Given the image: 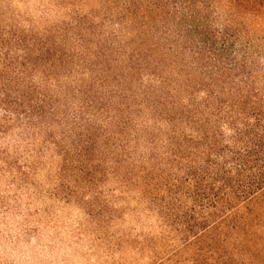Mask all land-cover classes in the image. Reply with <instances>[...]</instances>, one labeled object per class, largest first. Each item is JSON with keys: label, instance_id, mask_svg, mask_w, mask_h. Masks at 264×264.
<instances>
[{"label": "rangeland", "instance_id": "1", "mask_svg": "<svg viewBox=\"0 0 264 264\" xmlns=\"http://www.w3.org/2000/svg\"><path fill=\"white\" fill-rule=\"evenodd\" d=\"M206 1L211 7L204 11L209 15L204 30L212 54L192 56V72L203 87L194 95L202 103L214 94L222 112H214L211 120L223 135L216 138L212 157L206 154L208 145L189 143L197 150L179 166L184 175L189 168L200 188L207 175L210 182L218 180L214 193L221 192L217 188L223 182L230 186L219 204L211 207L210 190L202 193L191 185L182 219L159 215L163 200L139 205L137 191L128 192L105 174L93 149L75 153L79 139L73 145L17 122L2 123L0 264H264V189L247 197L235 194L242 181H249L238 175L239 165L251 160L245 175L256 172V155L242 157L258 139L253 138L255 124L264 125V0ZM100 12H110L105 0H0V54L11 50L9 60L19 68L27 63L20 49L46 38L56 42L64 36L61 30L72 29L69 22L78 13L93 20ZM3 112L0 108V118ZM193 127L192 133L199 128ZM260 136L258 142L264 143ZM224 161L233 175L223 169L214 176L213 169H221Z\"/></svg>", "mask_w": 264, "mask_h": 264}, {"label": "trees", "instance_id": "2", "mask_svg": "<svg viewBox=\"0 0 264 264\" xmlns=\"http://www.w3.org/2000/svg\"><path fill=\"white\" fill-rule=\"evenodd\" d=\"M105 2L110 12L92 15L93 20L78 13L69 22L72 29L60 31L64 36L57 43L46 38L41 44H30L29 50L20 49L27 63L19 68L9 60L11 50L0 54V108L4 111L0 129L2 123L17 122L57 136L60 142L71 140L76 145L79 139L81 148L76 147L75 153L93 149L98 162L105 165V174L128 192L137 191L139 205L163 200L159 215L182 219L183 198H191L186 191L191 185L202 193L203 188L210 190L212 195L206 199L211 207L219 204L221 193L226 194L230 186L223 182L217 188L221 192L214 193L218 180L210 182L206 174L201 179L206 178L205 186L200 188L189 168L184 175L179 166L186 162L187 153L197 150L189 143L208 145L206 154L212 157L216 138L223 135L211 120L214 112H222L214 94L208 93L202 103L194 95L201 80L192 72L193 58L212 54L209 32L204 30L209 17L204 11L210 4L206 0ZM16 38L24 42L22 36ZM3 45L0 41V51ZM186 53L193 56L189 62ZM8 70L9 74L4 73ZM207 112L210 117L205 116ZM193 125L201 128L192 133ZM254 129L253 138L258 139L247 146L242 158L256 155V172L245 175L251 160L239 165L238 175L249 179L239 182L235 194L241 197L264 189V143L258 142L264 125L258 120ZM228 165L224 161L221 169L215 172L214 168V176L223 169L224 174L233 175Z\"/></svg>", "mask_w": 264, "mask_h": 264}]
</instances>
